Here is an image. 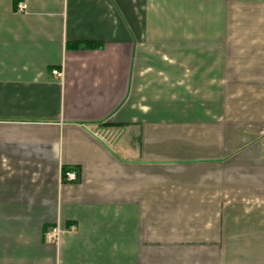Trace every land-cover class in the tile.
<instances>
[{"label":"crops","instance_id":"0c3cea01","mask_svg":"<svg viewBox=\"0 0 264 264\" xmlns=\"http://www.w3.org/2000/svg\"><path fill=\"white\" fill-rule=\"evenodd\" d=\"M0 264H264V0H0Z\"/></svg>","mask_w":264,"mask_h":264},{"label":"built area","instance_id":"2783aa9c","mask_svg":"<svg viewBox=\"0 0 264 264\" xmlns=\"http://www.w3.org/2000/svg\"><path fill=\"white\" fill-rule=\"evenodd\" d=\"M20 9H25L26 4H19ZM51 74L55 76H61L62 72L60 70L53 69L51 70ZM62 180L65 181H75L77 180V172L73 169L67 170L64 173V176L61 174ZM69 230L73 229V226H70L68 228ZM63 229L58 225L54 224L50 227H48L43 234L44 241L48 244H58L60 240V235L62 233Z\"/></svg>","mask_w":264,"mask_h":264},{"label":"trees","instance_id":"16d2710c","mask_svg":"<svg viewBox=\"0 0 264 264\" xmlns=\"http://www.w3.org/2000/svg\"><path fill=\"white\" fill-rule=\"evenodd\" d=\"M90 46H93L94 44H89ZM73 46H74V44H73ZM70 169H73L74 170V168H68V167H62V175L64 176V173L67 171V170H70Z\"/></svg>","mask_w":264,"mask_h":264}]
</instances>
